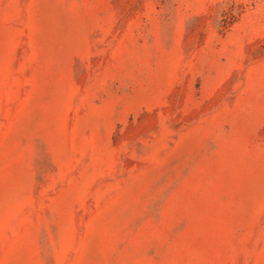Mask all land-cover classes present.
Returning a JSON list of instances; mask_svg holds the SVG:
<instances>
[{
	"label": "rangeland",
	"instance_id": "obj_1",
	"mask_svg": "<svg viewBox=\"0 0 264 264\" xmlns=\"http://www.w3.org/2000/svg\"><path fill=\"white\" fill-rule=\"evenodd\" d=\"M0 264H264V0H0Z\"/></svg>",
	"mask_w": 264,
	"mask_h": 264
}]
</instances>
